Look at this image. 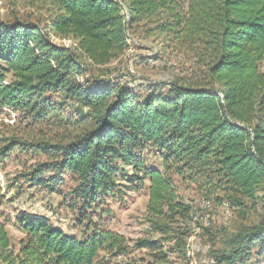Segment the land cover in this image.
<instances>
[{
	"label": "trees",
	"instance_id": "16d2710c",
	"mask_svg": "<svg viewBox=\"0 0 264 264\" xmlns=\"http://www.w3.org/2000/svg\"><path fill=\"white\" fill-rule=\"evenodd\" d=\"M49 4L54 15L48 28L0 21V106L54 135L36 141L10 137L1 152L30 149L47 156L49 161L30 168L32 184L54 190L68 175L83 237L66 233L45 215L19 211L16 222L24 237L15 250L0 211V261L99 264L101 251L127 254L129 240L102 225L101 216L92 219L100 209L97 201L116 187L118 163L130 168L129 181L148 182L145 219L148 232L158 237L137 239L134 246L148 250L154 262L166 260V243L178 254L185 250L188 229L179 218L190 207L172 175L196 185L206 200L246 217L264 185V0ZM160 13L165 20L146 32H165L190 54L185 75L144 95L84 76L76 51L105 65L128 48L131 30ZM49 34L71 38L75 48L53 44ZM145 151L157 156L160 168L147 163ZM2 197L0 187V205ZM212 254L221 264L262 258L264 216L237 232L228 251Z\"/></svg>",
	"mask_w": 264,
	"mask_h": 264
},
{
	"label": "rangeland",
	"instance_id": "374dc122",
	"mask_svg": "<svg viewBox=\"0 0 264 264\" xmlns=\"http://www.w3.org/2000/svg\"><path fill=\"white\" fill-rule=\"evenodd\" d=\"M54 11L49 0H0V21L6 23H33L48 28ZM165 20L162 13L145 24L131 30L128 36V48L109 63L99 66L92 64L79 51V62L85 66L84 76L89 79L105 80L114 87L127 85L133 92L144 95L148 89L157 84H166L175 77L185 75L192 64V58L172 43L165 32L147 29L156 27ZM53 44L75 48L74 40L49 34ZM264 69V60L261 63ZM166 88H164L165 90ZM69 112V110H67ZM42 135V136H40ZM53 131L35 127L10 107L0 106V187L3 197L0 211L5 229L12 246L17 250L24 233L20 230L16 216L19 211L45 215L61 227L66 233L83 237L82 228L76 224L78 213L75 204H71L69 194L72 183L64 175L62 184L54 190L32 184L30 168L36 163L49 161L41 151H20L17 148L3 154L2 147L10 137L20 140L53 138ZM143 155L147 163L160 168L159 159L151 151ZM120 168L116 175V187L102 195L97 201L100 205L93 214V220L101 219L105 227L122 234L129 240L127 254L98 253L99 264H221L213 257V251H228L232 237L239 231L249 229L264 216V185L259 194L255 208H248L246 217L231 210L226 204H216L206 200L197 186L172 175L181 200L190 207V212L179 223L188 229L185 236V250L178 254L172 243H166L163 249L167 258L154 262L146 249L135 247L137 239L148 237L157 239L156 233L148 232L145 219L148 199L147 181L131 182L127 179L131 170L118 163ZM48 174H42L46 177ZM102 210V211H101ZM101 211V212H100ZM193 218H197L196 221ZM249 264H264L262 258H252ZM0 264H3L0 261Z\"/></svg>",
	"mask_w": 264,
	"mask_h": 264
},
{
	"label": "built area",
	"instance_id": "2783aa9c",
	"mask_svg": "<svg viewBox=\"0 0 264 264\" xmlns=\"http://www.w3.org/2000/svg\"><path fill=\"white\" fill-rule=\"evenodd\" d=\"M193 220H194V221H196V220H197V218H193Z\"/></svg>",
	"mask_w": 264,
	"mask_h": 264
}]
</instances>
